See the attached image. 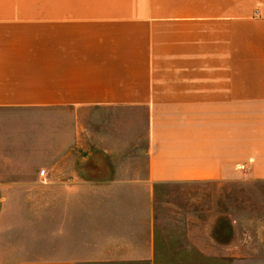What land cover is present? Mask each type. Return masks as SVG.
<instances>
[{"label": "crops", "instance_id": "crops-1", "mask_svg": "<svg viewBox=\"0 0 264 264\" xmlns=\"http://www.w3.org/2000/svg\"><path fill=\"white\" fill-rule=\"evenodd\" d=\"M238 179L264 182V0H0V264H189L205 207L163 190Z\"/></svg>", "mask_w": 264, "mask_h": 264}, {"label": "rangeland", "instance_id": "rangeland-1", "mask_svg": "<svg viewBox=\"0 0 264 264\" xmlns=\"http://www.w3.org/2000/svg\"><path fill=\"white\" fill-rule=\"evenodd\" d=\"M187 190L189 193L177 188L164 189L169 195L161 203L164 207L166 201L174 200L191 212L205 207V251L202 254V223L198 233L194 213L190 225L192 246H184L182 251L195 258L189 264H264V182L245 179L207 182L199 188L188 186Z\"/></svg>", "mask_w": 264, "mask_h": 264}, {"label": "built area", "instance_id": "built-area-1", "mask_svg": "<svg viewBox=\"0 0 264 264\" xmlns=\"http://www.w3.org/2000/svg\"><path fill=\"white\" fill-rule=\"evenodd\" d=\"M44 173V171L42 170V171H40V174H43Z\"/></svg>", "mask_w": 264, "mask_h": 264}]
</instances>
